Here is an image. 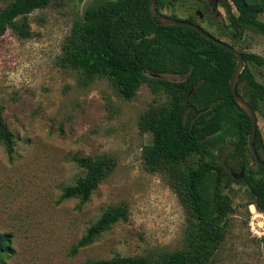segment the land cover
<instances>
[{"label": "rangeland", "instance_id": "1", "mask_svg": "<svg viewBox=\"0 0 264 264\" xmlns=\"http://www.w3.org/2000/svg\"><path fill=\"white\" fill-rule=\"evenodd\" d=\"M103 1L51 0L47 7L28 15L25 39L10 30L0 36V105L15 141L10 157L0 143V233L10 235L14 251L6 264H85L115 256L172 252L183 246L186 214L165 177L148 173L142 160L151 137L140 132L138 122L165 96L142 85L132 100L125 101L106 79L87 81L79 70L57 66L73 21ZM224 4L210 14L200 0H179L161 13L192 18L238 51L264 58L262 35L246 32L241 40L232 39L230 15H236V10L229 0ZM258 19L264 23V14ZM249 67L264 85V66ZM163 78L180 80L170 74ZM256 118L264 147V104ZM213 155L212 162L217 164L221 154L216 150ZM96 157L114 159L115 168L88 202H60L62 190L85 174L73 158ZM237 162L233 158L234 166ZM250 166L255 169L251 162ZM223 192L235 212L226 219L227 234L213 263L264 264V242L252 237L247 227L245 183L231 182ZM122 204L128 208L125 219L89 246L72 252L105 209Z\"/></svg>", "mask_w": 264, "mask_h": 264}, {"label": "trees", "instance_id": "2", "mask_svg": "<svg viewBox=\"0 0 264 264\" xmlns=\"http://www.w3.org/2000/svg\"><path fill=\"white\" fill-rule=\"evenodd\" d=\"M50 1L0 0L4 5L0 8V36L10 30L17 38L25 39L29 33L28 15L47 7ZM149 1L106 0L85 9L73 21L61 45L57 66L79 70L87 81L106 79L125 101L132 100L142 85L155 95L165 96L163 102L146 110L138 122L140 132L151 137L150 144L142 150L143 166L148 173L165 177L186 214L188 228L178 250L155 251L147 256H115L108 261L88 260L85 264H214L217 248L227 234L226 219L235 212L224 188L231 182H244L249 197L247 208L254 205L257 210H264V170L255 165L248 148L251 122L230 91L229 81L237 59L191 29L156 26ZM178 1L156 0V11L162 14V9L172 8ZM229 2L236 10V15H230L232 39L237 42L246 32L264 37V23L258 19L264 14V0ZM168 17L195 24L192 18ZM239 52L244 67L236 92L256 114L264 104V85L255 79L249 66H264V58ZM166 74L180 80H166ZM3 112L0 105V143L10 157L15 141ZM232 145L235 149L226 163L235 173L244 170L239 181L233 180L219 161L212 162L214 151L222 154ZM254 148L264 163L258 128ZM233 158L238 159L236 166L232 164ZM73 161L85 174L62 190L59 201L76 199L84 204L116 162L107 157ZM127 215L124 204L105 209L72 252L92 244ZM261 240L264 242V238ZM13 252L10 235L0 233V264H6Z\"/></svg>", "mask_w": 264, "mask_h": 264}, {"label": "water", "instance_id": "3", "mask_svg": "<svg viewBox=\"0 0 264 264\" xmlns=\"http://www.w3.org/2000/svg\"><path fill=\"white\" fill-rule=\"evenodd\" d=\"M156 0H150L149 1V12L152 18V21L155 23L156 26L159 27H182V28H188L195 32H197L202 38L205 40L219 46L220 48L224 49L228 53L234 55L237 59L235 68L232 72L229 85H230V91L232 93V97L234 102L238 105V107L245 112V114L249 117L251 122V129L250 134L248 138V148L250 151V154L252 156V159L259 168L264 170V163L259 159V157L256 154L255 148H254V140L255 135L257 131V118L256 114L253 111L252 107L243 99L241 96H239L236 92V83L238 80V77L240 73L243 70L244 62L242 54L232 46L228 45L227 43L215 38L214 36L208 34L203 29H201L198 25H195L193 23L187 22V21H180L165 15H162L156 11L155 6ZM201 17V16H200ZM235 149V146H229L227 147L223 153L221 154L219 158V164L223 168L225 172H227L235 181H239L243 178L244 170L241 169L239 173H235L231 168L228 167L226 163L227 156Z\"/></svg>", "mask_w": 264, "mask_h": 264}, {"label": "built area", "instance_id": "4", "mask_svg": "<svg viewBox=\"0 0 264 264\" xmlns=\"http://www.w3.org/2000/svg\"><path fill=\"white\" fill-rule=\"evenodd\" d=\"M249 221L247 223L250 235L257 239L264 238V210L259 211L254 205L248 206Z\"/></svg>", "mask_w": 264, "mask_h": 264}, {"label": "flooded vegetation", "instance_id": "5", "mask_svg": "<svg viewBox=\"0 0 264 264\" xmlns=\"http://www.w3.org/2000/svg\"><path fill=\"white\" fill-rule=\"evenodd\" d=\"M200 4L209 11L210 14L215 12L219 7H224V0H200ZM195 15H199V12H195ZM202 17V16H201Z\"/></svg>", "mask_w": 264, "mask_h": 264}]
</instances>
